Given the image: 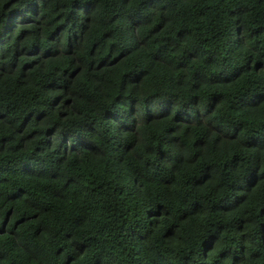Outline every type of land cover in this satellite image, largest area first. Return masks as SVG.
<instances>
[{
	"label": "trees",
	"instance_id": "1",
	"mask_svg": "<svg viewBox=\"0 0 264 264\" xmlns=\"http://www.w3.org/2000/svg\"><path fill=\"white\" fill-rule=\"evenodd\" d=\"M0 264H264V0H0Z\"/></svg>",
	"mask_w": 264,
	"mask_h": 264
}]
</instances>
